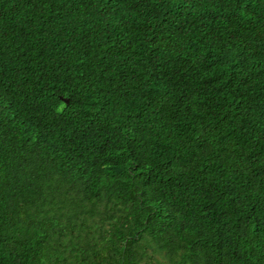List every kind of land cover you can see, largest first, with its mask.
<instances>
[{
	"label": "trees",
	"instance_id": "1",
	"mask_svg": "<svg viewBox=\"0 0 264 264\" xmlns=\"http://www.w3.org/2000/svg\"><path fill=\"white\" fill-rule=\"evenodd\" d=\"M0 264H264V0H0Z\"/></svg>",
	"mask_w": 264,
	"mask_h": 264
},
{
	"label": "water",
	"instance_id": "2",
	"mask_svg": "<svg viewBox=\"0 0 264 264\" xmlns=\"http://www.w3.org/2000/svg\"><path fill=\"white\" fill-rule=\"evenodd\" d=\"M67 101V100H66Z\"/></svg>",
	"mask_w": 264,
	"mask_h": 264
}]
</instances>
